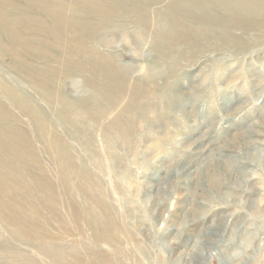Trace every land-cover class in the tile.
<instances>
[{"label":"rangeland","instance_id":"374dc122","mask_svg":"<svg viewBox=\"0 0 264 264\" xmlns=\"http://www.w3.org/2000/svg\"><path fill=\"white\" fill-rule=\"evenodd\" d=\"M248 24L220 47L174 54L168 62L125 31H109L116 41L110 48L94 43L117 55L134 79L156 86V96L127 138L111 125L119 108L94 112L96 120L78 127L48 117L70 148L64 163L78 171L60 168L41 142L26 150L44 197H19L31 221L19 238L0 225V264H264V23ZM3 60L11 66L10 57ZM5 73L20 82L14 70ZM82 80L71 73L59 88L70 99H86ZM217 172L222 178L214 185L208 175ZM91 210L108 225L94 226ZM39 223L45 254L33 236L25 239Z\"/></svg>","mask_w":264,"mask_h":264},{"label":"bare ground","instance_id":"6f19581e","mask_svg":"<svg viewBox=\"0 0 264 264\" xmlns=\"http://www.w3.org/2000/svg\"><path fill=\"white\" fill-rule=\"evenodd\" d=\"M257 22L264 23V0H0V225L10 233L13 231L12 235L9 233L12 237L19 238L24 234L23 227L31 222L22 208L28 203L23 205V201L44 197L45 183L41 187L40 181L34 182L35 175L31 177L26 161L32 153L26 150L32 151L41 142L53 150L60 168L70 169L64 163L72 157L68 153L70 148L60 137L61 133L58 134L59 130L51 127L49 116L78 127L94 120V112L106 116L119 108L111 125L127 138L135 125V116L144 111L146 101L156 96V86L146 87L145 82L134 79L132 70L123 66L117 55L95 47L94 43L108 48L116 44L109 37V31L127 32L129 37L135 38L138 47L149 44L168 62L176 59L174 54L190 57L197 50L220 47L221 43L235 37L236 30ZM5 56L11 58V66L3 60ZM8 68L14 70L20 82L9 81L7 74L4 75ZM71 73L83 79L82 85L88 91L86 99H70L59 88L60 83L66 82L60 80ZM148 76L152 75L148 73ZM126 95L127 103L119 106ZM75 169L70 172L76 175L78 170ZM221 178L218 172L208 175L214 185ZM24 189L26 195L20 193ZM19 197L24 198L23 203ZM37 210L39 213L40 209ZM90 219L94 226L108 225V221L97 218L93 210ZM42 228L41 223L32 224L29 230L34 232H25L29 234L25 239L29 243L36 239L37 244H42H38L39 250L45 254L46 246L42 248L44 242L38 234ZM32 236L35 239L32 240ZM53 256L54 261L59 257L58 254Z\"/></svg>","mask_w":264,"mask_h":264}]
</instances>
